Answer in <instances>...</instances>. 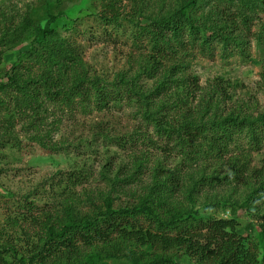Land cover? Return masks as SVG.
<instances>
[{
	"label": "trees",
	"instance_id": "1",
	"mask_svg": "<svg viewBox=\"0 0 264 264\" xmlns=\"http://www.w3.org/2000/svg\"><path fill=\"white\" fill-rule=\"evenodd\" d=\"M223 3L227 8L217 7L219 22L208 21L196 26L192 14L197 0H102L97 18L102 26L106 23L112 30L106 27L89 35L106 30L109 37L125 38V46L131 53L129 65L113 75L87 65L83 45L54 30L59 17L50 16L45 27L29 20L18 24L4 20L2 24L9 22L3 31L4 45H24L30 41L27 58L22 53L9 71L0 72V78L7 80L0 82V95L15 96L17 111L23 107L42 111L49 102L56 108L94 106L104 111L111 103L127 100L142 107V126L152 128L160 138L155 141L139 134L147 136L152 150L133 153H139L133 164L138 169L150 161L153 166L148 168L152 187L137 207L115 208V198L110 195L104 198L103 207H98L93 200L91 212L76 215L71 213L73 199L70 197L62 220L51 214V210L50 214L46 212L45 233L38 245L32 241V235L25 233L21 246H17L5 240L7 232L0 229V264H179L175 259L180 254L192 264H264V257L260 262L258 246L251 238L238 233L239 223L235 219H205L198 211L188 208H178L170 218H162L154 208L156 198L161 203L163 194L169 193L171 198L180 189V178L160 168L162 159L167 157V144L175 142L174 147L183 158L193 161V156L202 158L205 154L219 159L230 153L238 141L248 142L252 151L264 145V111L255 115L248 103L223 114L219 99L216 103L211 97L217 94L223 100L229 99L228 92L224 88L218 90L216 83L210 92L203 94L206 88L201 86L200 79L182 76L184 67L174 63L186 50V39L192 45L201 41L202 47L220 41L228 49L226 41H237L239 38L234 33L242 27L247 29L252 16L264 19V0H225ZM229 5L239 14L232 13ZM241 5L251 15L240 11ZM155 7L167 8V11L147 17L146 13ZM128 8L131 10L126 11ZM131 26L137 31L128 33L126 29ZM82 37L86 38L85 33ZM144 79L152 84H143ZM190 98L198 100L199 109L185 110ZM3 105L0 97V108ZM174 111L177 114L171 117ZM124 141L120 138L112 143L120 148L124 147ZM153 156L156 158L150 159ZM206 165L201 163V172L206 170ZM232 166L235 167L233 163ZM239 166L232 171V176L234 180H247L250 193L246 200L251 202L259 193H264V166ZM67 177L75 185L79 179L74 174ZM59 181L62 179L51 184L50 193H56ZM120 184L123 182L115 181L112 193ZM192 192L193 189L188 190L190 201H194ZM247 201L244 203L249 205ZM139 216L151 226H143L137 220Z\"/></svg>",
	"mask_w": 264,
	"mask_h": 264
},
{
	"label": "rangeland",
	"instance_id": "2",
	"mask_svg": "<svg viewBox=\"0 0 264 264\" xmlns=\"http://www.w3.org/2000/svg\"><path fill=\"white\" fill-rule=\"evenodd\" d=\"M223 1L197 0L192 14L196 26L208 21L219 22L221 16L217 7L227 8ZM101 3L102 0H0V72L9 71L22 53L27 58L30 45V41L24 45H4L3 31L9 25V22L2 24L4 20L14 24L29 20L38 27H45L50 16L59 17L53 25L54 30L83 45L87 65L110 75L122 70L129 65L131 53L126 48L125 38L106 35V30L111 31L112 28L106 23L102 26L97 18ZM230 7L232 13L239 14L234 6ZM241 7L240 11L251 15L249 9ZM129 10L131 8L126 11ZM166 11L167 8L160 10V7H155L146 15L153 17ZM144 22L142 24L146 25ZM99 29L106 30L96 36L89 35ZM133 29L131 26L126 31H137ZM84 33L86 38L82 37ZM234 36L239 39L226 41L228 49H224L220 41L202 47L201 41L192 45L186 39L187 48L180 53V60L174 63L184 67L182 76L200 79L201 86L206 88L203 94L210 92L216 83L218 90L224 88L228 92L229 99L223 100L217 94L211 97L216 103L219 99L223 114L249 103L257 115L264 111V19L252 16L247 29L242 27ZM3 78L0 82H7ZM142 83L149 86L152 81L144 79ZM0 97L4 103L0 108V229L7 232L5 240L21 246L25 233H29L38 245L45 233L46 212L50 214L51 210V214L62 220L70 197L73 199L70 201L71 213L79 215L91 212L90 201L93 200L98 207H103L104 198L113 195L115 208H134L149 193L152 175L148 168L153 164L148 161L137 169L133 161L139 153H133L141 150L151 152L147 136L155 141L160 137L152 128L142 126V107L138 104L125 100L98 111L94 106L86 109L78 106L56 108L49 102L42 111L33 112L26 110L27 107L17 111L15 96L1 94ZM186 102L185 110L200 107L198 100L193 98ZM176 114L177 111L171 112V117ZM120 138L125 140V145L118 148L112 140L115 142ZM174 146L175 142L167 144V157L162 159L160 168L180 178V189L171 198L169 193L163 194L161 203L156 198L154 208L158 214L162 218H170L178 208H188L198 211L205 219H235L239 223L238 233L251 238V242L258 246L262 262L264 193L248 202L247 180H234L232 171L242 164L249 165V168L264 166V145L258 151H252L248 142L238 141L230 153L219 159L205 154L202 158L193 156L194 161L185 160ZM203 162L207 167L201 172ZM70 174L79 178L76 185L68 180L67 175ZM61 179L56 193H50L51 184ZM116 180L123 184L112 193ZM191 189L194 201L187 199ZM246 201L249 205L244 203ZM137 220L147 228L151 226L147 220L144 223L141 216ZM175 261L192 264L182 254Z\"/></svg>",
	"mask_w": 264,
	"mask_h": 264
}]
</instances>
